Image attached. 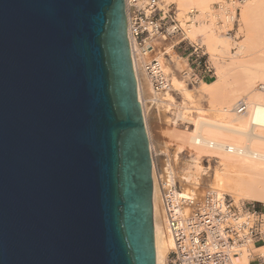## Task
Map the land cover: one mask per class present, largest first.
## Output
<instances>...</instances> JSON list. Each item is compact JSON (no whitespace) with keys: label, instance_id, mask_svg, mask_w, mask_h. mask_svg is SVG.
I'll list each match as a JSON object with an SVG mask.
<instances>
[{"label":"water","instance_id":"1","mask_svg":"<svg viewBox=\"0 0 264 264\" xmlns=\"http://www.w3.org/2000/svg\"><path fill=\"white\" fill-rule=\"evenodd\" d=\"M125 0H0V264H157Z\"/></svg>","mask_w":264,"mask_h":264},{"label":"bare ground","instance_id":"2","mask_svg":"<svg viewBox=\"0 0 264 264\" xmlns=\"http://www.w3.org/2000/svg\"><path fill=\"white\" fill-rule=\"evenodd\" d=\"M215 1L222 0H178V3L184 10L198 9L200 18L209 20L214 18L210 4ZM235 14L233 12V22L236 20ZM240 17L242 22L245 21L244 26L247 27L248 32L245 41L239 44L236 52L231 51L230 38L215 36L210 27L207 24H201L200 20L199 27L188 26L191 37L199 35L205 37L208 43L205 44L208 45L210 53L214 55L217 53L224 57L226 56L223 54L230 55L231 62L226 66L218 65L216 80L212 83L202 82L200 87V93L209 97L211 107L217 113V119L201 115L193 118L192 110L196 107L191 109L192 105L190 107L181 105L183 108L178 107L176 120L187 121L193 129L170 130V138L173 141L177 140L180 146L178 145L179 148H176L171 158L168 153H165L164 158H168H163L162 174L164 178H175L182 189L181 195L186 198L201 201L204 197L201 186L208 178L206 179L210 187L208 190L231 196L238 204L242 201L264 204V0H252L242 6ZM247 23L249 25H246ZM247 54L252 57V60L248 61L250 57L247 60H241L243 55L247 56ZM213 68L215 69L214 66ZM134 69L138 81L139 101L143 108L156 170L155 155L157 153L155 154L149 128L147 102L156 105V111L164 117L165 113H169L175 106V99L171 93L164 94L159 99L156 98L145 72L137 62L134 63ZM230 78L234 79L232 83ZM171 80L173 93L181 92L188 103L195 101L192 91L186 89L181 79L173 76ZM244 97H249V101L243 100ZM241 108H245L244 113H240ZM166 122L169 123L171 120ZM184 147L193 152L187 153L189 159L185 161L182 158L184 153H181ZM204 157L216 159L217 166L214 168L203 166L201 160ZM153 202L157 264H168L169 255L174 250V242L162 209L156 179ZM259 251L260 249L253 247L245 249L242 264H248L251 252Z\"/></svg>","mask_w":264,"mask_h":264},{"label":"built area","instance_id":"3","mask_svg":"<svg viewBox=\"0 0 264 264\" xmlns=\"http://www.w3.org/2000/svg\"><path fill=\"white\" fill-rule=\"evenodd\" d=\"M252 0H226L213 10L217 29L225 30L233 23V12ZM128 39L133 64L145 72L156 98L173 93L171 76L159 55L157 43L170 42L172 49L188 47L189 69L182 72L184 81L192 87L215 77L203 46L190 40L172 4L163 0H125ZM219 13L227 16L224 23ZM195 11L188 14L187 26L196 23ZM235 14V15H236ZM163 55L168 52L163 49ZM241 108L240 113H244ZM156 154V153H155ZM153 164L162 209L174 242L168 264H242L245 249L253 247L248 264H264V209L253 204L236 203L227 195L208 190L201 201L181 195L175 178H164L162 168ZM153 160V158H152Z\"/></svg>","mask_w":264,"mask_h":264},{"label":"rangeland","instance_id":"4","mask_svg":"<svg viewBox=\"0 0 264 264\" xmlns=\"http://www.w3.org/2000/svg\"><path fill=\"white\" fill-rule=\"evenodd\" d=\"M224 1H226V0L213 2L212 4H210V10L211 11L215 10L217 5H221ZM163 3L166 4V5L172 4V7L174 8V10L178 14L179 20H181L183 22V27H184V29L187 32L188 38L190 40L196 42V43H199L201 46H203V51L207 54V58L209 59L211 65L213 64L212 66H214L215 70H216L215 71V77H213V78H211L209 80H206L204 82H208V83L209 82H211V83L214 82L216 80V78H217L216 74H217V71H218L217 68L219 67L218 65H220V66L228 65V63L231 62V56L229 55L230 56L229 57V56H227V54H223V55L226 56V57H224V56H221L220 54L218 55L217 53H216V55H214V53H210L211 51H208L209 48L207 47L208 45H206L208 43H207V40L205 39L204 36L199 35V36H196V37H193V36L191 37V33H189L190 27H188L185 24V21L188 20V14L190 12H192V11L197 12L198 9H195V10H192V9L191 10L181 9V7L179 6L178 0H163ZM241 8H242V6L239 8V10H238V12L236 14V20H235V22H233V25H232V23H228L227 28L225 30H223V31L222 30L219 31V29H217V20L216 19H214L215 21L213 19H209L210 20L209 21L208 19L206 20V19L200 18L199 11L197 12L198 14H196L198 16H196L195 25L194 24H192V25L199 27L201 24H207L210 27L211 31L214 32L213 34L215 36L216 35H217V37L218 36L219 37L220 36H222V37L226 36V37L230 38V41H231L230 42V46L232 48L231 51L232 52H236L237 48L239 47V44L241 42L245 41V39L247 37V32H248L247 27L244 26V22L245 21L242 22L241 21L242 19H240L241 18L240 17ZM220 19L224 23H226L227 16L222 14V13H220ZM199 20H200V23L202 22L201 24L199 23ZM210 22H212V23H210ZM246 25H249V24L247 23ZM241 29L243 30V32H242ZM240 30H241L242 34H241ZM244 33H246V35H244ZM157 46L159 48V55L158 56L161 58V61L164 63V65H166L165 69H167V66H168L169 70L168 69H167L168 71L166 70L167 73L171 76V78H173V76H175L178 79H181V81H183L184 85H186L185 86L186 89L188 91L191 90L192 91L191 94L195 98V101L192 102L194 104H192V103H188V101L183 98L184 96H183V94L181 92H179V93H177V92L171 93L172 96L175 99V106L172 107V109H171V111L169 113H165L164 117H163V115H160V113H158V111H156V105H152V104H149L147 102L149 128H150V132H151V135H152L154 150H155V153H157V155H158L157 162L159 163L160 168H162V166L164 164V159L168 158V157L164 158L165 153H168L170 158H171L172 157V153H175L176 152L175 151L176 148H179V146H180V144L176 142L177 140L173 141V139L170 138L171 137L170 136L171 135L170 134V132H171L170 130L175 129V128L178 129V130H186L187 128L190 129V130L193 129V126L190 125V123H188L187 121H183V120L177 121L176 120L177 119L176 116H178V110L177 109L183 108L184 106L185 107H188V106L190 107L191 105H192L190 107L191 109L196 107L195 109L192 110L193 111V116H194L193 118L197 117L198 115H201V116H205V117L210 118V119H217V113L212 109L210 101H209L210 100L209 97H207L205 95L203 96V94L200 93L201 92L200 91L201 84L192 87L191 85H189L187 83V81H184V79L182 77V72L189 69L188 61H187V57L190 54L189 48L184 46L182 48H178L177 47L175 49H172L171 48L172 44L170 42H164L162 40H160L157 43ZM163 49H165L168 52V54L165 55L166 57L162 53ZM245 56L243 55L241 60L242 59H246L247 60L249 57H250V59L248 61L252 60L251 59L252 57L248 56V54L246 56L247 58ZM229 58H230V60H229ZM169 65H170V67H169ZM233 81H234V79L230 78V83H232ZM257 86H259V84ZM231 87H233V85ZM243 100L249 101V97H244ZM196 101H198V102H196ZM198 111H199V113H198ZM159 117H161V118H159ZM166 119L167 120H171V122L167 123ZM175 120H176V122H174ZM181 153H184L182 155V158H183V161H185V160L189 159L187 153H193V152L191 150H189V148L187 149V148L184 147V149H183V151ZM201 162H202V165L205 166V167H213L214 168V167L217 166V160L214 159V158H210V157L209 158H205L204 157V158H202ZM206 179L208 180V178H206ZM206 179H205V182H204L205 184H203L201 186V189L204 190V194L202 196H204L205 192L208 189H210V187L208 186L209 185L208 181ZM198 193H199V191H198ZM241 203H246V204H250L251 203V204L255 205L258 209H264V204L263 203H258V202H253V201H242Z\"/></svg>","mask_w":264,"mask_h":264},{"label":"trees","instance_id":"5","mask_svg":"<svg viewBox=\"0 0 264 264\" xmlns=\"http://www.w3.org/2000/svg\"><path fill=\"white\" fill-rule=\"evenodd\" d=\"M209 83H211V82H209Z\"/></svg>","mask_w":264,"mask_h":264}]
</instances>
